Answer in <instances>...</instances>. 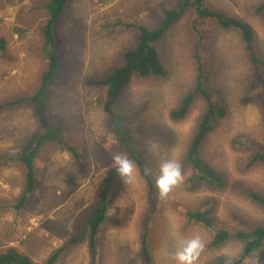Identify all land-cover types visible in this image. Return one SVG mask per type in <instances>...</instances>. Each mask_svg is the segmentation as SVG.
Here are the masks:
<instances>
[{"label":"rangeland","instance_id":"rangeland-1","mask_svg":"<svg viewBox=\"0 0 264 264\" xmlns=\"http://www.w3.org/2000/svg\"><path fill=\"white\" fill-rule=\"evenodd\" d=\"M263 1L205 0L208 7L226 10L250 23L258 54L264 59V9L260 15L253 11ZM42 2L0 0V38L6 45L5 55L0 56V103L30 96L38 88L44 67L38 49L44 11L34 8ZM177 2L68 0L59 25L61 65L50 94L43 100L47 116L64 127L69 145L80 148V155L75 158L66 147L50 141L40 146L34 160V193L16 211L13 206L24 179L8 157L39 128L34 110L26 103L0 111V250L12 246L40 263L63 248L57 264H91L86 220L94 211L108 171L116 167L113 157L117 155L133 162L134 178L124 182L116 173L107 189L106 220L97 236L98 264H144L143 238L151 250L152 264H176L173 253L193 237L204 244L194 264L218 256L238 257L242 249L239 240L213 247L212 230L202 222H189L182 213L184 209H208L210 200L215 202L211 208L215 225L250 230L264 224V206L249 195L264 196V164L251 161L255 150H264V66L250 62L239 31L213 27L206 81L212 99L223 105L225 115L206 135L200 153L224 177L223 188L202 185L190 191L185 183L192 170L184 154L206 109L205 99L197 95L182 119L169 116L195 81L189 9L156 42L165 75H132L114 103L113 116L102 108L105 87L93 81L121 64L124 51L135 42V31L124 22L146 21L155 26L162 10ZM17 28L26 29L22 37ZM111 128L118 129L136 149L142 166L129 156ZM169 159L179 162L184 179L160 199L155 179L159 164ZM149 184L154 188L152 214ZM83 232L82 241L70 243ZM253 256L245 264H264V243Z\"/></svg>","mask_w":264,"mask_h":264},{"label":"trees","instance_id":"trees-1","mask_svg":"<svg viewBox=\"0 0 264 264\" xmlns=\"http://www.w3.org/2000/svg\"><path fill=\"white\" fill-rule=\"evenodd\" d=\"M68 0H43V4L35 6L34 9H42L44 18L40 22L39 31V51L44 57V67L39 74L38 88L35 93L24 96H17L0 103V111L5 107L13 105H28L34 110L38 123V132L34 133L27 143L23 145L17 153L9 155V161L15 163L22 174L24 184L21 192L14 203V209L19 211L24 204L30 199L34 193L35 181V157L44 143L52 142L66 147L74 155L79 157L80 148L71 146L64 134V127L57 121H52L46 114L47 104L43 100L47 94L51 92L53 80L60 68L59 53L62 47V41L59 37V25ZM190 10L189 28L193 34L190 42V52L195 64V81L192 89H190L181 99L179 106L170 112L173 120L182 119L189 112L194 99L197 95H201L206 103V109L198 118L195 126L194 134L188 145V149L184 154L185 161L192 170V175L186 180V186L190 191L199 189L202 185L208 188H223L226 181L223 176L213 169L202 157L200 146L206 135L214 128L218 119L225 115V109L217 100H213L211 92L206 87V81L209 79L210 71V42L214 37L213 27L219 26L223 30L239 31L243 47L248 55L250 62L255 66H264V59L258 54L256 45V34L252 25L226 10L219 8H210L205 0H178L177 5L168 6L162 10L161 20L157 21L155 26L148 24L146 21H128L124 22V26L132 28L135 31V42L126 48L123 53L124 61L121 64L113 66L103 76L93 81V84L99 87H105L104 97L101 100L103 110L113 116V106L121 94L124 87L129 83L132 75L142 77L165 75V68L162 64L156 42L168 32L171 26L181 17L187 10ZM264 9V1L257 4L253 9L255 14L261 13ZM152 19L153 14H151ZM116 25V24H115ZM16 32L20 37L24 35L25 28H17ZM5 40L0 38V56L5 55ZM151 61V62H150ZM264 88V79L262 81ZM117 118H121L117 115ZM113 120V119H111ZM116 121V118H115ZM115 136L119 138L122 145L126 147L129 156L136 160L139 166L144 163L141 161L136 149L130 145L129 141L121 136L114 128L110 129ZM69 132V131H67ZM68 137V135H67ZM252 163L261 162L264 164V150H255L252 156ZM116 167H112L103 181L99 199L95 205L93 213L86 220L87 241L90 252L91 264H98L96 255H98L97 236L102 223L106 220V192L114 179ZM148 182V180H147ZM154 188L149 184L150 214L155 206L153 199ZM250 197L264 206V196L249 193ZM215 205L213 200L207 204L208 209L182 210L184 216L194 222H202L205 227L212 230L211 244L213 247L224 241L236 239L242 243V249L238 257L229 259L225 256H218L206 261L204 264H245L246 259L254 257V253L260 250L264 243V224L253 227L250 230H232L225 229L221 225H215L211 208ZM70 240L71 244L78 243L83 240L84 233ZM142 259L144 264H152L151 250L146 244V239L142 241ZM63 248H57L50 253L46 259L40 263H35L27 254L19 251L15 247L9 246L0 250V264H57L59 255Z\"/></svg>","mask_w":264,"mask_h":264},{"label":"clouds","instance_id":"clouds-1","mask_svg":"<svg viewBox=\"0 0 264 264\" xmlns=\"http://www.w3.org/2000/svg\"><path fill=\"white\" fill-rule=\"evenodd\" d=\"M116 165V173L124 182H131L134 178V164L126 156L113 157ZM184 179L181 165L175 160H164L159 164V175L155 179V187L160 199L167 197L173 187ZM204 244L199 237H193L184 241L173 253L176 264H194L200 256Z\"/></svg>","mask_w":264,"mask_h":264},{"label":"bare ground","instance_id":"bare-ground-1","mask_svg":"<svg viewBox=\"0 0 264 264\" xmlns=\"http://www.w3.org/2000/svg\"><path fill=\"white\" fill-rule=\"evenodd\" d=\"M151 62V61H150ZM14 166V165H13ZM158 213V212H157ZM214 222V221H213ZM227 226V225H226ZM156 234V233H155Z\"/></svg>","mask_w":264,"mask_h":264}]
</instances>
